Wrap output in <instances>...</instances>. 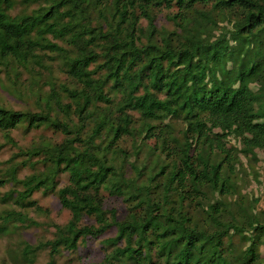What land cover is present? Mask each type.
<instances>
[{"label": "trees", "instance_id": "16d2710c", "mask_svg": "<svg viewBox=\"0 0 264 264\" xmlns=\"http://www.w3.org/2000/svg\"><path fill=\"white\" fill-rule=\"evenodd\" d=\"M18 5L34 8L12 16ZM163 9L175 10L167 15L172 30L154 25ZM225 22L230 29L219 31ZM54 61L68 81L50 82L41 95ZM1 73L15 94L27 74L39 105H0L4 138L12 143L9 133L20 127L62 137L19 149L13 157L25 158L10 161L8 178L21 190L6 198L37 209L34 192L55 193L70 213L52 240L24 245L23 259L48 248L54 264L61 250L113 227L99 264H264V219L232 199L236 159L224 144L235 134L244 149L264 150V0H0ZM169 118L181 120L179 136ZM125 137L153 141L154 164L128 161L118 146ZM35 165L44 171L16 179L20 166ZM124 166L144 179L133 181ZM59 174L68 183L57 189ZM103 190L127 206L124 219L104 208ZM15 220L34 224L21 213L2 221Z\"/></svg>", "mask_w": 264, "mask_h": 264}, {"label": "rangeland", "instance_id": "374dc122", "mask_svg": "<svg viewBox=\"0 0 264 264\" xmlns=\"http://www.w3.org/2000/svg\"><path fill=\"white\" fill-rule=\"evenodd\" d=\"M32 8L34 7L24 9L18 5L14 7L10 14L13 16L24 12L29 13ZM169 13L173 14L175 10L166 11L163 9L156 13L154 25L158 30L173 29L174 26L167 19ZM225 29H230V25L226 22L219 24V31H225ZM219 31L214 32L213 35H218ZM57 62L54 61L53 63V79L44 78L39 84L40 89H38V92L41 95L49 91L50 82L60 83L68 81L59 70ZM21 81V93L15 94L9 81L2 73L0 74V105L15 111H25L27 109L32 112L38 111L39 105L35 101L34 93L30 95L27 89L30 82L27 74H22ZM258 87L256 84H251L253 91H256ZM97 106L101 109L106 107L104 104H97ZM103 112H106V110ZM133 116L135 119L138 118L136 114H133ZM166 121L172 127V135L179 136V131L183 128L181 120L169 118ZM150 124L159 127L158 123ZM150 124L148 125L150 126ZM9 135L12 143L8 142L0 132V264H47L50 261L48 248L42 249L26 259L22 258L21 249L24 245L35 247L52 240L54 235L53 226H64L70 219V213L60 206L55 193L45 195L41 191L34 192L31 196V200L37 203V209H22L16 206L12 200L6 198V195L11 191H20L21 187L10 182L7 171L11 166V159L16 164L25 158L24 156L13 157L18 153L19 149H29L31 146L41 142L55 143L60 141L62 137L50 129L40 128L26 131L24 127L10 131ZM224 144L226 148L233 150L236 159L232 165L233 172L230 175L233 181L231 183L238 195H234L232 199L235 200V204L250 202L251 205L253 204V211L264 219V150L244 149L241 144V137L235 134H229L224 139ZM118 146L126 152L129 157L128 161L133 162L138 167L144 165L152 166L156 157H158V152H156L158 150L152 148L153 141L131 140L125 137L121 139ZM124 170L126 176H129L133 181L140 183L144 179V177L134 174L129 167H125ZM41 171H44L42 165H35L34 167L20 166L16 173V179L22 180ZM67 181V175L59 174L56 178L57 189L67 185ZM101 195L104 199L103 205L105 209L114 208L118 219L126 217L128 208L122 203L123 201L120 198H114L104 190ZM193 208L194 206L189 207V210ZM8 213H21L23 217L33 221L34 224L23 225L17 220L10 223L3 222V218ZM13 217L15 218V216ZM82 224L94 225L95 223L92 218H85ZM114 235L115 229L112 227L97 239L86 238L78 244V248L74 252L61 250L55 256L54 264H99L110 252V248L104 245V240L112 238ZM258 252L260 257H264V245L259 247Z\"/></svg>", "mask_w": 264, "mask_h": 264}]
</instances>
